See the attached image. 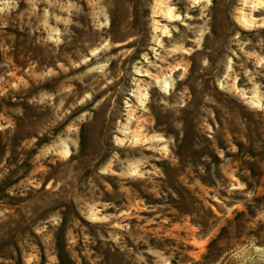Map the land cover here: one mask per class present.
<instances>
[{"label":"rangeland","instance_id":"374dc122","mask_svg":"<svg viewBox=\"0 0 264 264\" xmlns=\"http://www.w3.org/2000/svg\"><path fill=\"white\" fill-rule=\"evenodd\" d=\"M0 264H264V0H0Z\"/></svg>","mask_w":264,"mask_h":264}]
</instances>
